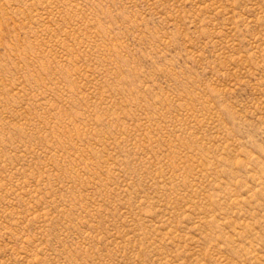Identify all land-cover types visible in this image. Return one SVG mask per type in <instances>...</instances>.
<instances>
[{
    "label": "rangeland",
    "instance_id": "374dc122",
    "mask_svg": "<svg viewBox=\"0 0 264 264\" xmlns=\"http://www.w3.org/2000/svg\"><path fill=\"white\" fill-rule=\"evenodd\" d=\"M0 264H264V0H0Z\"/></svg>",
    "mask_w": 264,
    "mask_h": 264
}]
</instances>
